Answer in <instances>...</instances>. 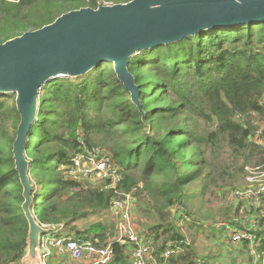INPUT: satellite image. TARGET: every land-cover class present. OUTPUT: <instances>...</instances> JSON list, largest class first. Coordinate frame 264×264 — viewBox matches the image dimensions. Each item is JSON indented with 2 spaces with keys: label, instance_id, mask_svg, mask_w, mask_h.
I'll return each mask as SVG.
<instances>
[{
  "label": "trees",
  "instance_id": "obj_1",
  "mask_svg": "<svg viewBox=\"0 0 264 264\" xmlns=\"http://www.w3.org/2000/svg\"><path fill=\"white\" fill-rule=\"evenodd\" d=\"M129 1L0 0V43L69 11ZM127 70L138 87L140 108L111 63L42 86L25 146L31 213L37 223L62 225L77 241L109 243L114 251L109 264H131L127 247L113 241L115 229L108 231L102 220L79 226L91 217L105 218L115 197L100 184L63 177L60 167L81 150L80 132L87 147L102 148L118 167L119 198H134L135 213L142 231L153 238L157 260L170 245L181 251L166 264H197L174 207L190 218L189 227L201 229L187 212L186 201L204 200L226 188L233 192L242 186L244 179L237 183L248 167L264 169V147L258 143L264 141V128L257 133L264 121V23L201 31L141 51ZM19 123L15 95L0 94V264L19 263L28 246L23 186L12 155ZM234 205L226 209L229 218L223 222L246 231L238 223L245 217V204ZM263 222L264 217H257L256 231L249 230L255 238L256 264H264V236L259 234L264 233ZM211 225L208 238L219 240L224 230Z\"/></svg>",
  "mask_w": 264,
  "mask_h": 264
},
{
  "label": "water",
  "instance_id": "obj_2",
  "mask_svg": "<svg viewBox=\"0 0 264 264\" xmlns=\"http://www.w3.org/2000/svg\"><path fill=\"white\" fill-rule=\"evenodd\" d=\"M259 23H264V0H131L69 11L48 25L0 43V94L15 95L20 117L12 155L23 186L29 261L36 258L42 231L30 210L32 186L25 146L42 86L111 63L118 81L140 108L138 87L127 70L132 57L201 31Z\"/></svg>",
  "mask_w": 264,
  "mask_h": 264
},
{
  "label": "built area",
  "instance_id": "obj_3",
  "mask_svg": "<svg viewBox=\"0 0 264 264\" xmlns=\"http://www.w3.org/2000/svg\"><path fill=\"white\" fill-rule=\"evenodd\" d=\"M264 128V121L261 123V129ZM256 133V134H257ZM77 138L81 150L70 159L68 165L60 167L65 179L77 183H90L93 185L100 184L102 190L111 189L115 197L110 200L108 214L106 219H110L115 226L114 242L127 247L128 257L131 264H166V260L173 254L180 252L178 249H171L170 245L166 246L159 260L155 257L154 241L151 237L146 236L144 231L140 230L135 224V202L131 194L119 198L120 194L116 190V185L120 182L118 167L108 152L100 147H87L80 132ZM259 141V140H258ZM264 147V141L258 142ZM246 183V184H245ZM245 183L240 188L232 192V197L236 203L242 202L245 208L253 200H264V169L261 167L247 168ZM181 207H174L172 213L179 217L177 224L180 226L184 222H189L190 218L182 215ZM245 222L241 219L239 225ZM42 234L36 248V258L34 262L26 258V253L19 263L15 264H50L52 251L55 250L62 256H67L70 263L78 264H109L113 257L114 251L111 245H98L91 242H80L72 237H68L63 232L62 225L40 224L38 223ZM216 229L224 230L233 243L247 242L251 245L250 255L255 256V238L249 230L242 231L234 228L229 223L221 222L211 225ZM241 226V225H240ZM264 257V253H262ZM214 260H199L197 264H220L213 263Z\"/></svg>",
  "mask_w": 264,
  "mask_h": 264
},
{
  "label": "rangeland",
  "instance_id": "obj_4",
  "mask_svg": "<svg viewBox=\"0 0 264 264\" xmlns=\"http://www.w3.org/2000/svg\"><path fill=\"white\" fill-rule=\"evenodd\" d=\"M258 167H261L262 169V166H258ZM248 168H252V167H248ZM242 182H243L242 184L243 186L245 183V178H241L237 184L239 183L241 184ZM230 191H231L230 188H226L222 192L217 191L212 197L207 195L204 200L200 199L199 197H196L195 199L188 200L185 202L187 212L190 213L192 217L198 219L199 223L201 224V226H203V228L196 229L194 227H189L188 222H186L185 224L179 226L180 227L179 230L181 234L184 236L186 243L188 245H191L193 250H195L197 254V258L199 260H206V261L214 260V258H216V254L218 253V251H221V248H223L222 246L216 245L214 241L208 238V233H209L208 228L211 224L217 222H223L229 218L226 216V212H227L226 209L230 207V205H233L235 207L234 205L235 199L232 197L231 194L232 192ZM252 202L258 203L260 205L263 204V200L261 199L253 200ZM233 211L234 209L230 210L229 214H232ZM240 218L242 219V217ZM103 219L104 218L100 219L97 217H91L85 222L79 224V226L84 227L85 225L94 223L99 220L101 221ZM106 221L108 223L107 226L108 231L113 230L114 232L115 229L114 223L110 219H106ZM166 222H169V220H167ZM135 224L136 226H138L140 230H142L140 217L138 215H136ZM212 256L214 258H210ZM72 264H76V263H72Z\"/></svg>",
  "mask_w": 264,
  "mask_h": 264
},
{
  "label": "crops",
  "instance_id": "obj_5",
  "mask_svg": "<svg viewBox=\"0 0 264 264\" xmlns=\"http://www.w3.org/2000/svg\"><path fill=\"white\" fill-rule=\"evenodd\" d=\"M253 206V207H252ZM245 212H243L245 215L244 218H242L245 222L243 225L242 222H240L241 226L244 227L246 230L253 229V231H256L257 227L255 224V220L257 217H264V200L263 204L260 205L258 203H249L247 208H243ZM253 213V217L250 213ZM248 220V221H245ZM104 222L105 226H108V223L106 221V218L102 220ZM263 227H264V222H263ZM261 237L264 236V233L261 232L259 233ZM114 238V236H113ZM112 238V239H113ZM111 240V238L109 239ZM216 245L222 246L221 251H218L216 254V258L213 256L210 258H214L213 263L216 261L219 262L220 264H256L258 258L257 256H251L250 255V250H251V245L250 243H233L231 242L227 236L222 233V237L219 240L214 241ZM226 248V249H225ZM222 253V254H220ZM52 259L49 261L50 264H72L68 261L67 256H62L58 254L55 250L52 251Z\"/></svg>",
  "mask_w": 264,
  "mask_h": 264
}]
</instances>
